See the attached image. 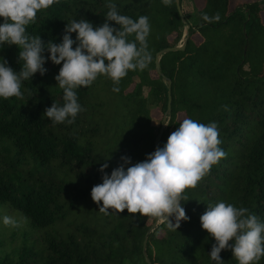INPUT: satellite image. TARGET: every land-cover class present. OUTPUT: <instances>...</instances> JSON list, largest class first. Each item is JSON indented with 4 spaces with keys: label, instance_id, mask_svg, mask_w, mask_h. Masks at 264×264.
<instances>
[{
    "label": "trees",
    "instance_id": "obj_1",
    "mask_svg": "<svg viewBox=\"0 0 264 264\" xmlns=\"http://www.w3.org/2000/svg\"><path fill=\"white\" fill-rule=\"evenodd\" d=\"M203 1L196 24L182 9L183 23L176 0L170 6L162 0H55L26 26L27 34L40 36L45 46L60 44L73 20L84 19L94 28L108 22L107 5L112 3L133 20L149 18L152 61L142 71H129L119 92L104 75L89 87L75 89L84 111L72 124L53 126L45 117L54 103H64L55 79L63 65L51 61L47 48L46 74L22 81V98H0V205L30 225L18 248L0 254V264H147L144 241L156 221L127 210L105 215L91 191L103 182L104 163L110 176L124 164L121 157L134 165L155 152L168 109V81L172 112L159 148L185 119L215 122L226 158L196 188L186 190L182 207L189 219L178 230L159 224L149 234L146 252L151 262L216 264L210 257L216 241L200 221L207 205L225 202L246 208L264 223V0L238 1L232 10L234 0ZM205 14L209 21L202 18ZM187 26L185 50L163 55L160 75L157 53L178 46ZM71 38L76 41L77 33ZM19 52L18 46L0 45V63L7 61L19 73ZM131 165L124 164L125 170ZM221 259L238 264L231 249L222 251ZM253 264H264V256Z\"/></svg>",
    "mask_w": 264,
    "mask_h": 264
},
{
    "label": "clouds",
    "instance_id": "obj_2",
    "mask_svg": "<svg viewBox=\"0 0 264 264\" xmlns=\"http://www.w3.org/2000/svg\"><path fill=\"white\" fill-rule=\"evenodd\" d=\"M55 0H0V45H15L20 49L21 71L15 72L7 61L0 63V98H22V81L32 79L36 73L45 75V48L55 65H63L55 77L59 88L63 89V106L56 103L46 109L45 117L53 124L75 122L77 115L84 111L78 103L75 89L89 87L100 75L113 81L114 92L129 71L144 70L152 61L148 51L147 37L150 23L147 16L138 20L121 15L115 4H108L106 21L115 22L120 29L108 22L100 27L80 19L67 23L63 41L44 45L40 36H30L26 26L34 22L37 13L53 5ZM170 6L172 0H162ZM209 21L208 15L202 17ZM219 14L215 16L219 20ZM77 33L76 41L71 38ZM134 35V40L128 37ZM78 41V45H73ZM167 126V124L165 123ZM218 125L199 123L185 119L172 132L163 148H157L143 162L131 165L129 157H121L124 164L131 165L125 170L124 164L114 169L109 176L104 163L100 171L104 173L101 184L92 188L93 201L102 206L99 212L109 215V210L129 214H139L154 219L157 224H166L169 230H178L186 215L182 201L187 189H194L210 172L213 165L226 158L219 147ZM175 223H173V219ZM202 228L216 241L210 257L216 264H224L221 252L231 249L238 264H253L264 256V223L246 208L219 202L207 205L200 217ZM3 223L15 226V222L5 216ZM230 241L233 243L230 244Z\"/></svg>",
    "mask_w": 264,
    "mask_h": 264
},
{
    "label": "rangeland",
    "instance_id": "obj_3",
    "mask_svg": "<svg viewBox=\"0 0 264 264\" xmlns=\"http://www.w3.org/2000/svg\"><path fill=\"white\" fill-rule=\"evenodd\" d=\"M238 1H241L242 3H246L249 0L232 1L230 7L231 10L234 9ZM203 6H204L203 0H183L182 9L185 11L188 19L193 24H196L197 10L202 9ZM184 40L185 37H183V40L179 43V45L183 44ZM194 40L199 42L197 38H194ZM157 116L161 117L162 115L157 114ZM166 120H167L166 124L168 125L169 120L168 119ZM5 216L10 217L15 222V226L13 225L6 226L3 223V218ZM29 232H30V225L27 219H25L21 214L12 210L11 208L0 205V254H5L18 248L22 244L24 236Z\"/></svg>",
    "mask_w": 264,
    "mask_h": 264
},
{
    "label": "water",
    "instance_id": "obj_4",
    "mask_svg": "<svg viewBox=\"0 0 264 264\" xmlns=\"http://www.w3.org/2000/svg\"><path fill=\"white\" fill-rule=\"evenodd\" d=\"M176 3H177L178 12L180 14V17H181L183 23H187L185 15H184L182 7H181V1L180 0H176ZM189 30H190V26H187L186 32H185V35H184L185 40H184L183 44L178 45L176 47L166 48V49L160 51L159 53H157L155 63H156L157 72L160 75H162V72H161V58H162V56L165 55V54H169L171 52L184 51L186 46H187L188 39H189ZM168 84H169L168 109H167V114L165 115V117L163 119L162 126H161V129H160L158 138L156 140V143H155V151H156L157 148H159L161 140H162V137L164 135V132H165V129H166V125H165L166 119L172 112V82L168 81ZM158 225L159 224H157L156 222L153 224L152 228L150 229V231H149V233H148V235H147V237H146V239L144 241V256H145V260H146L147 264H153L151 262L150 258L148 257L147 252H146V247H147V244H148V236H149V234H151L157 228Z\"/></svg>",
    "mask_w": 264,
    "mask_h": 264
}]
</instances>
